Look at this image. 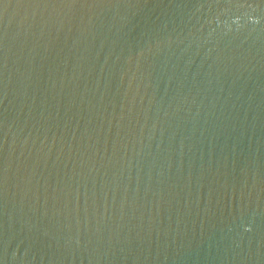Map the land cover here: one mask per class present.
Instances as JSON below:
<instances>
[{
	"label": "water",
	"instance_id": "95a60500",
	"mask_svg": "<svg viewBox=\"0 0 264 264\" xmlns=\"http://www.w3.org/2000/svg\"><path fill=\"white\" fill-rule=\"evenodd\" d=\"M0 264H264V0H0Z\"/></svg>",
	"mask_w": 264,
	"mask_h": 264
}]
</instances>
